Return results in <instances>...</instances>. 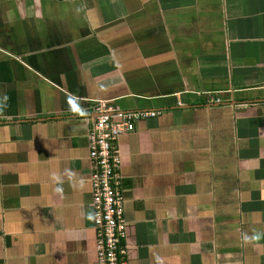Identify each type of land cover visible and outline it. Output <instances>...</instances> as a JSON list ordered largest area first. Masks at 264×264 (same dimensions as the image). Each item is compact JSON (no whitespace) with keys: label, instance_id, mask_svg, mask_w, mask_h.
I'll return each mask as SVG.
<instances>
[{"label":"crops","instance_id":"0c3cea01","mask_svg":"<svg viewBox=\"0 0 264 264\" xmlns=\"http://www.w3.org/2000/svg\"><path fill=\"white\" fill-rule=\"evenodd\" d=\"M33 1L0 0V264H97L99 103L160 113L120 140L130 264H264V0Z\"/></svg>","mask_w":264,"mask_h":264},{"label":"built area","instance_id":"2783aa9c","mask_svg":"<svg viewBox=\"0 0 264 264\" xmlns=\"http://www.w3.org/2000/svg\"><path fill=\"white\" fill-rule=\"evenodd\" d=\"M100 117L88 134L92 163L93 219L97 264H130L126 197L120 176V140L135 132L136 124L160 113H118L108 103H99ZM182 107V104H178Z\"/></svg>","mask_w":264,"mask_h":264},{"label":"rangeland","instance_id":"374dc122","mask_svg":"<svg viewBox=\"0 0 264 264\" xmlns=\"http://www.w3.org/2000/svg\"><path fill=\"white\" fill-rule=\"evenodd\" d=\"M113 0H95L96 2V5L97 7L99 8L100 6H102V3H108V2H112ZM156 1V0H155ZM44 3H53V1H43ZM25 3H27V5H25V7H27V10H25V12H27L28 14L27 15H32V14H36L38 13V8L39 7H42V8H45V5L42 3L40 5L38 4H35V2L33 0H25ZM13 4V3H12ZM70 4V3H69ZM84 6H87L88 4V1H85L84 2ZM17 5L14 4V8L16 7ZM76 4H74V1L72 2L71 5H66L65 3H62L61 5H56L54 6L55 8H57V11L54 12L53 10V13L54 15H58V16H66L69 13L70 16H74L76 17L77 19H82V16H81V11L77 12V8H76ZM95 6V5H94ZM148 6L149 4H145V5H141V8H139V11H141V15L144 14V11H147L148 10ZM68 7V8H67ZM134 6H130V8L133 9ZM68 9V10H67ZM129 9V8H128ZM22 11V10H21ZM45 12V11H44ZM77 15H80L77 17ZM156 16V14H155ZM44 19H48L46 16H44ZM50 24V22H47L45 20H39L38 22L34 21V20H30V25H31V29L35 28V30L37 31L38 33V36L41 35V30L43 29V26L45 25H48ZM71 24L72 23V19H71ZM76 26V23L74 24ZM23 32H26L24 29H22L21 33ZM124 36V35H122Z\"/></svg>","mask_w":264,"mask_h":264},{"label":"flooded vegetation","instance_id":"af4514ba","mask_svg":"<svg viewBox=\"0 0 264 264\" xmlns=\"http://www.w3.org/2000/svg\"><path fill=\"white\" fill-rule=\"evenodd\" d=\"M43 1H46V0H43ZM57 1V0H55ZM60 2H71V1H60ZM42 2L40 1L39 4H41ZM36 4V3H35ZM66 4V3H65ZM36 15V14H35Z\"/></svg>","mask_w":264,"mask_h":264},{"label":"water","instance_id":"95a60500","mask_svg":"<svg viewBox=\"0 0 264 264\" xmlns=\"http://www.w3.org/2000/svg\"><path fill=\"white\" fill-rule=\"evenodd\" d=\"M57 1H82V0H57Z\"/></svg>","mask_w":264,"mask_h":264}]
</instances>
